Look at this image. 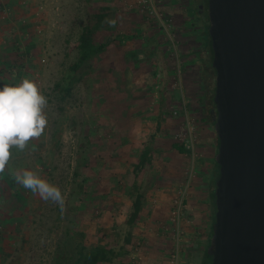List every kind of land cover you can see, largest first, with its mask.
Returning a JSON list of instances; mask_svg holds the SVG:
<instances>
[{
  "label": "rangeland",
  "instance_id": "rangeland-1",
  "mask_svg": "<svg viewBox=\"0 0 264 264\" xmlns=\"http://www.w3.org/2000/svg\"><path fill=\"white\" fill-rule=\"evenodd\" d=\"M207 5L208 0H27L26 23L9 25L8 31L22 35L21 51L32 52L29 45L38 43L29 64L23 59L18 63L25 65L21 82L32 80L46 97L47 123L23 150L11 149L0 171V264H72L81 244L133 253L160 251L162 246L171 252V262L179 256V264H202L209 240L198 200L211 193L209 175L217 152L207 143L216 136L215 105L203 88L207 76L213 88L216 84V72L202 68L210 23L197 9L204 6V13ZM41 10L42 18H36ZM96 10L111 29L99 41L108 36L116 41L76 72L77 42ZM187 129L192 130L194 149L177 138ZM97 138L103 140L100 146L94 145ZM150 138L164 150L155 148L150 166L143 173L134 171ZM172 143L184 146L186 155L170 156ZM100 168L107 170L102 182L109 190L120 185L115 173L124 170L125 187L144 180L154 186L170 182L179 189L173 192L175 201L186 191L180 224H151L147 218L131 225L137 193L127 192L118 201L116 192L94 190ZM169 169L177 174L170 181L161 177ZM25 171L57 187L62 202L45 200L18 184L15 176ZM187 205L196 208V216ZM144 206L151 216V205ZM189 217L192 222L187 223Z\"/></svg>",
  "mask_w": 264,
  "mask_h": 264
},
{
  "label": "water",
  "instance_id": "water-1",
  "mask_svg": "<svg viewBox=\"0 0 264 264\" xmlns=\"http://www.w3.org/2000/svg\"><path fill=\"white\" fill-rule=\"evenodd\" d=\"M216 72L210 264H264V0H208Z\"/></svg>",
  "mask_w": 264,
  "mask_h": 264
},
{
  "label": "crops",
  "instance_id": "crops-1",
  "mask_svg": "<svg viewBox=\"0 0 264 264\" xmlns=\"http://www.w3.org/2000/svg\"><path fill=\"white\" fill-rule=\"evenodd\" d=\"M24 6H27V0H0V87H2L3 85H18L21 82V76H22V72L21 70H24L25 65L23 63H18V59H23L26 61V65L29 64L28 59L32 58V52H35L37 50L38 43L37 44H31L29 45V47L31 48L32 52H28V51H21L20 49H24L23 47L20 46V43L18 41L19 36V32L18 30H9L10 29L9 25H13L16 26L18 23H26V13L27 10H24ZM186 12V11H185ZM42 10L38 13H36V18L39 16L42 18L43 14ZM190 13V12H189ZM187 16H190V14H187ZM15 33V34H14ZM10 37V39H8L7 37ZM204 38V37H203ZM78 45V42H77ZM28 46V45H27ZM34 47V48H33ZM24 66V67H23ZM27 68V66H26ZM18 69H20V71H17ZM185 102V101H184ZM188 120V119H186ZM123 123V120H122ZM159 123V122H157ZM124 124H122L123 126ZM161 127L160 124H157V129H159ZM161 129V128H160ZM158 135V134H157ZM157 140L160 139V137L157 136L156 138ZM148 141V140H147ZM153 141L152 138H150V141L145 145V147H143V149H141V153L150 151L149 153V160H152L153 157V153L156 154V149L157 150H164V148H160V147H156V144H151V142ZM103 140L100 138H97L95 140V144H98L99 146L102 144ZM207 143H209L208 147L213 149L214 152V148L217 150L218 148V143L219 140L217 138V136L211 137L209 138V140L207 141ZM159 145V143H158ZM157 145V146H158ZM175 143L171 144V149L169 150V155L173 156L174 153H177L178 151L175 149ZM160 146V145H159ZM156 148V149H155ZM155 149V150H154ZM155 151V152H154ZM127 151L126 150H122L121 149V154H126ZM179 155L183 156L186 154H182L180 153ZM216 156V153H215ZM93 157V156H92ZM91 157V158H92ZM125 157L128 158L127 155H125ZM129 159V158H128ZM122 162H128V160L126 159H122ZM130 163V162H129ZM135 163V160H133V162L131 161V164ZM101 165V164H100ZM150 166V163H147V165L145 166L148 167ZM170 171L165 172L164 174H162L161 177H165L166 180L170 181V178L173 176H177V174H174L173 171H171V169H169ZM106 169H102L100 168L99 170L95 171V174L97 175V177H99V179L96 181L94 190L96 189H101L102 191L107 192H116V196L117 200L119 201V198H123L124 195L127 192H135V193H139L140 195H144L143 196V207L140 213V221L142 223V221L147 220L148 218V222L151 224H158V223H163V222H170L171 216H170V212L172 209V205H174V201L176 199L175 194H173L174 190L178 191V187L177 188H173L171 186V183H167L164 184L163 186H154L152 184H148V180H144L143 182L140 183V185H132V187H128V186H124V178H125V171L124 170H117L115 175L119 178L121 177V181H120V185L118 183H116V186L114 189H110L109 188H104L103 187V177H105V173H106ZM133 174V171H128V174ZM148 173V172H147ZM215 175H216V169L214 167V165L211 168V173L209 175V179H210V188L212 183L215 180ZM90 176V175H89ZM3 176L0 175V181L2 180ZM208 190V188H207ZM5 192V189H4ZM207 192V191H206ZM205 192V193H206ZM208 192H210L208 190ZM193 193H195L193 191ZM193 197V195H192ZM175 198V199H174ZM174 199V200H173ZM199 202H203V210L205 211L203 214V233L204 235L207 237V239L210 241L211 236H212V205H211V200H210V193L207 195L205 194V197L202 198V200H198ZM197 202V201H196ZM125 203V202H124ZM122 203V204H124ZM145 204H149L151 205V216L148 215V210L147 213L145 212ZM192 203V201L190 202ZM195 203V201H194ZM117 205V204H116ZM190 205V204H189ZM187 205V207L189 208L188 211H191V214H194V216H196V211H194L196 208L191 207ZM214 211V210H213ZM139 221V223H140ZM190 221L192 222V219H190V217L188 219H186L187 223H190ZM126 222V220L124 221ZM140 223V224H141ZM211 230V235H208V232ZM135 234V232H134ZM204 236V238L206 239V237ZM162 239V238H160ZM159 239V240H160ZM155 241V240H154ZM169 247V246H168ZM170 254L171 252H166L164 251L163 247L161 246L160 251H155V252H137V253H133V252H127L126 250H124V252H115V258L112 260V263L110 264H171V259H170Z\"/></svg>",
  "mask_w": 264,
  "mask_h": 264
},
{
  "label": "clouds",
  "instance_id": "clouds-1",
  "mask_svg": "<svg viewBox=\"0 0 264 264\" xmlns=\"http://www.w3.org/2000/svg\"><path fill=\"white\" fill-rule=\"evenodd\" d=\"M46 103V97L32 80L0 87V171L10 159L13 147L23 150L31 139L42 135L47 123ZM15 180L45 200L62 202L60 190L31 171L16 175Z\"/></svg>",
  "mask_w": 264,
  "mask_h": 264
},
{
  "label": "trees",
  "instance_id": "trees-1",
  "mask_svg": "<svg viewBox=\"0 0 264 264\" xmlns=\"http://www.w3.org/2000/svg\"><path fill=\"white\" fill-rule=\"evenodd\" d=\"M99 11L100 10L91 12V14L88 17L89 21L87 25L83 27L81 34L79 36L78 45L76 47L78 51V59L75 67L73 68L74 71L76 72H79L83 67L90 66V63L94 59L103 55L106 52V50L116 41V38L114 36H108L107 39L102 43L99 41V38L102 34L108 35L111 31L109 24L106 21V16L103 15L101 11L100 12ZM208 19L209 18L207 17V20ZM208 29L209 26L207 25V27L205 28V30L207 31L206 32L207 36L206 38H204V42L206 44L205 46L206 57L202 59V68H204L205 70L213 69L212 68L213 52L211 48V38L209 36ZM90 68L91 67H89L88 69ZM86 73H87L86 74L87 77L89 74L88 72ZM207 78L209 80L210 77L207 76L206 82L203 81V88L206 90L205 94L207 95V97L209 98L211 96L214 99L215 88H213L210 85V83L207 82ZM211 88H213V91L211 90ZM213 126L215 127V123H213ZM175 149L182 154L186 153V149L182 145H175ZM218 150H219V143H218L216 155L218 153ZM149 153L150 151L142 153L139 159V164L134 166V171L142 172L145 169L147 163H150L151 161V160L148 161ZM214 167L217 173L215 175L216 178L211 185V193H210L211 205L214 208L212 232H213V226L215 224V216H216L215 191H216V184H217V180L219 179V172H220V167L216 163V158L214 160ZM135 201L136 202L133 208V213L131 214L129 220V223L131 225L136 224L137 221L141 219L140 213L143 207V195H140L138 193ZM209 245H210V241H209ZM76 254L77 256L73 260L74 262H72V264H105L111 262L115 258V251L113 247H109L108 245L86 248L84 244H81L77 246ZM60 259L62 260L64 258L61 257ZM210 263H211V258L208 256L207 250H205L202 256V264H210Z\"/></svg>",
  "mask_w": 264,
  "mask_h": 264
},
{
  "label": "built area",
  "instance_id": "built-area-1",
  "mask_svg": "<svg viewBox=\"0 0 264 264\" xmlns=\"http://www.w3.org/2000/svg\"><path fill=\"white\" fill-rule=\"evenodd\" d=\"M185 107V104H184ZM185 112H186V108H185ZM176 115H178L177 113H175ZM188 130V129H187ZM177 138L179 140H181L184 144V146L188 149H194L195 147V142H194V136L192 133V130H188V131H183L181 134L177 135ZM181 197L176 200L174 202V211L172 212V216H173V222H176L178 224H180V222L182 221V217L184 216L183 214V208H184V204H183V199L185 196L186 191H181ZM171 264H179V256H175L171 262Z\"/></svg>",
  "mask_w": 264,
  "mask_h": 264
},
{
  "label": "flooded vegetation",
  "instance_id": "flooded-vegetation-1",
  "mask_svg": "<svg viewBox=\"0 0 264 264\" xmlns=\"http://www.w3.org/2000/svg\"><path fill=\"white\" fill-rule=\"evenodd\" d=\"M204 6H198V13H199V17L205 19L208 17V5H207V11L205 10L204 13L203 11H201V9H203ZM209 18V17H208ZM209 20V19H208Z\"/></svg>",
  "mask_w": 264,
  "mask_h": 264
}]
</instances>
